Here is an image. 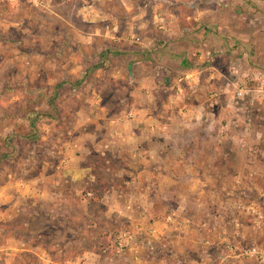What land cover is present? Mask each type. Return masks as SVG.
I'll return each instance as SVG.
<instances>
[{
    "label": "rangeland",
    "instance_id": "1",
    "mask_svg": "<svg viewBox=\"0 0 264 264\" xmlns=\"http://www.w3.org/2000/svg\"><path fill=\"white\" fill-rule=\"evenodd\" d=\"M155 21L174 31L188 25L191 32L212 23L216 105L225 106L231 93L233 104L248 105L239 121L253 127L248 149L261 162L248 164L256 175L246 181L264 189V0H0V264H132L131 255H148L152 239L166 244L162 240L183 228L177 199L194 187L191 179L149 178L142 169L155 162L140 154L127 162L132 172L119 171L124 162L115 150L101 151L104 140L122 148L134 139L128 112L133 86L127 83V59L117 56L114 64L103 65L95 47L103 51L115 36L152 35ZM223 25L230 28L224 31ZM97 72L100 77L92 76ZM174 84L169 91L176 94ZM91 91H102L104 99ZM188 91L186 97H195ZM172 105L176 110L178 104ZM145 137L142 131L139 139ZM188 200L181 213L194 221L195 200ZM238 207L229 211L245 224L247 239L212 250L219 258L225 251L232 255L230 263L239 249L264 248V236L251 229L252 216ZM167 214L170 225L152 223ZM253 259L243 264L262 263Z\"/></svg>",
    "mask_w": 264,
    "mask_h": 264
},
{
    "label": "crops",
    "instance_id": "2",
    "mask_svg": "<svg viewBox=\"0 0 264 264\" xmlns=\"http://www.w3.org/2000/svg\"><path fill=\"white\" fill-rule=\"evenodd\" d=\"M188 21L189 24L192 23L191 17H188ZM208 21H211L210 17ZM155 22L157 26L153 28L156 33L152 35L145 33L144 36H140L133 33L124 40L114 35L115 39L105 41L103 51L98 46L95 47L100 54H103L99 56L105 59L101 61L103 65L108 66L110 62L114 64L117 56L127 59V66L131 67V75H128L127 83L133 86L128 97L130 101L128 112L133 115L130 123L132 122L131 131L135 135L134 139L130 142L124 140V143L129 142L131 145L122 148L113 139L104 140L101 143L103 147L101 151L102 155H105L108 150H115L119 160L124 162V166L119 171L123 169L124 172H132L133 167L127 162L133 163L135 154H140L145 156V160L155 162L151 168L147 165L146 169H142V172L149 173V178H172L176 181L191 179L195 185L188 193L179 195L177 208L181 211L186 210L188 199L193 196L197 215L194 221H191L180 211L177 221L179 220L180 227L183 228H180L179 232L173 235L174 237H168L167 241L162 240L166 244H162L158 238L152 239L148 255L144 256L145 258L137 254L131 255L130 262L132 261V264H243L249 260L253 261L254 257L233 255L234 258L231 259L233 261L230 263L227 259L232 258V255L225 250L224 258H219L212 251L215 247L225 249L235 241L240 242V238L243 241L247 239L245 224L240 220V226L237 227V217H233L229 209L236 204L246 209L253 201H259L260 196L264 195V189H254L257 187L247 184L246 181L256 175L252 170L246 169L248 164L261 162L248 149L251 147L250 132L254 130L253 127L244 119L242 124L239 121L249 107L245 102L233 104L232 93L225 106L216 105L215 98L218 92L215 84L219 78L216 57L213 56L216 47L208 42L214 36L212 23L203 22L205 27L199 23L198 27L201 25V28L196 27V31L191 32L188 25L177 26L174 31L164 23ZM222 28L225 31L230 26L223 25ZM141 31L142 29L139 32ZM171 31L177 36H173ZM106 33L101 31L99 35L105 36ZM166 36H169L168 39ZM86 40L87 44H92L91 39ZM121 42L129 46H121ZM233 65L232 61L230 71L233 70ZM116 70L113 69L114 73ZM92 76L100 77V73H94ZM89 78L86 76L84 82L89 81ZM119 78L120 75H117L113 81L118 82ZM226 79L232 84V77ZM173 83L177 86L176 94L169 91L175 89L171 87ZM188 86L192 87L191 91L186 90ZM159 91L167 92L169 96L161 98ZM186 91L195 97H186ZM227 91L228 89L224 90L226 97H228ZM242 91L243 89L238 94L242 95ZM91 93L95 94V98L100 102L104 99L102 91H91ZM203 97L206 98L205 101L201 99ZM147 99L149 104L142 105V101L147 102ZM188 99H192L193 104H189ZM172 104H178L176 110ZM100 105L105 109L104 103ZM218 111L220 116L225 115V117L218 116ZM142 131L146 133L144 140L139 139ZM238 131H242L241 137ZM257 142L261 143L262 140L257 139ZM216 150L221 151L219 157L217 156L219 151ZM128 156H131V160ZM138 175L140 173L135 176ZM149 186L150 184L146 189ZM252 193L255 194L251 199ZM244 194L250 196L245 198ZM147 207L151 208V206ZM241 211L246 212L244 209ZM246 213L249 214V210ZM167 215L163 217L165 220L152 218V223L155 225L158 222H166V225H170L173 217ZM251 218L256 227H251L252 231L258 232L263 238L264 229L261 224L264 223V216ZM192 224L196 233L194 240L188 234V228L190 230Z\"/></svg>",
    "mask_w": 264,
    "mask_h": 264
},
{
    "label": "built area",
    "instance_id": "3",
    "mask_svg": "<svg viewBox=\"0 0 264 264\" xmlns=\"http://www.w3.org/2000/svg\"><path fill=\"white\" fill-rule=\"evenodd\" d=\"M237 209L239 211L244 209L246 212L247 210H249V214L256 218H258V216L263 217L264 216V195L260 196L259 201H253V203L249 205L246 209L240 206ZM236 222H238L236 226L239 227L240 222L238 220ZM231 249L234 250L235 252L238 250L236 247H231ZM236 255L239 257H242V256L256 257L259 261L264 263V248H260L259 246H256V245L252 247H247L245 249H239Z\"/></svg>",
    "mask_w": 264,
    "mask_h": 264
},
{
    "label": "trees",
    "instance_id": "4",
    "mask_svg": "<svg viewBox=\"0 0 264 264\" xmlns=\"http://www.w3.org/2000/svg\"><path fill=\"white\" fill-rule=\"evenodd\" d=\"M106 155V154H105ZM106 161V160H105Z\"/></svg>",
    "mask_w": 264,
    "mask_h": 264
}]
</instances>
